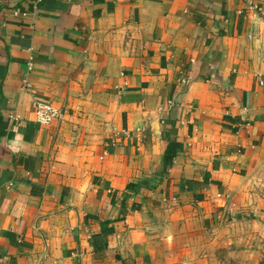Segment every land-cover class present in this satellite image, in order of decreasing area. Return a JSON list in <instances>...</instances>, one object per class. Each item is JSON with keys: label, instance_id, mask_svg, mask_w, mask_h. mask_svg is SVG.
Here are the masks:
<instances>
[{"label": "crops", "instance_id": "1", "mask_svg": "<svg viewBox=\"0 0 264 264\" xmlns=\"http://www.w3.org/2000/svg\"><path fill=\"white\" fill-rule=\"evenodd\" d=\"M253 6L0 0V264H209L264 236Z\"/></svg>", "mask_w": 264, "mask_h": 264}, {"label": "rangeland", "instance_id": "2", "mask_svg": "<svg viewBox=\"0 0 264 264\" xmlns=\"http://www.w3.org/2000/svg\"><path fill=\"white\" fill-rule=\"evenodd\" d=\"M264 188V186H263ZM239 234V231H236ZM253 234H256L253 232ZM239 235H244L242 231ZM251 241L233 243L226 247H217L209 264H264V236ZM233 238H238V235Z\"/></svg>", "mask_w": 264, "mask_h": 264}, {"label": "built area", "instance_id": "3", "mask_svg": "<svg viewBox=\"0 0 264 264\" xmlns=\"http://www.w3.org/2000/svg\"><path fill=\"white\" fill-rule=\"evenodd\" d=\"M247 4V7L250 10L255 9L253 6V0H242ZM260 85L264 87V62H263V73L260 77ZM36 121L38 124L42 126H48L54 123L56 120L62 119L63 113L60 110H57L53 105L51 104H45V103H39L36 105V111H35ZM11 119L14 122H17V118L14 116H11Z\"/></svg>", "mask_w": 264, "mask_h": 264}]
</instances>
